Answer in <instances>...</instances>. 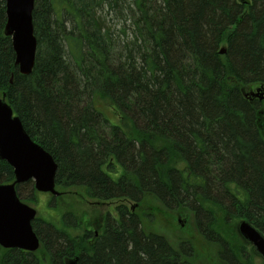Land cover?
Masks as SVG:
<instances>
[{"label":"trees","instance_id":"16d2710c","mask_svg":"<svg viewBox=\"0 0 264 264\" xmlns=\"http://www.w3.org/2000/svg\"><path fill=\"white\" fill-rule=\"evenodd\" d=\"M34 3L26 75L0 0L1 95L53 155L58 189L118 204L97 233L74 209L61 225L38 217L42 250L0 247V264H198L192 241L174 245L137 212L146 195L158 213L188 210L220 264H256L225 231L244 219L264 232V0ZM13 180L0 159V181Z\"/></svg>","mask_w":264,"mask_h":264},{"label":"water","instance_id":"95a60500","mask_svg":"<svg viewBox=\"0 0 264 264\" xmlns=\"http://www.w3.org/2000/svg\"><path fill=\"white\" fill-rule=\"evenodd\" d=\"M5 1L8 16L5 33L13 40L19 71L28 75L35 65L38 45L33 26L35 0ZM220 53L226 54V49ZM14 114L4 96H0V159L13 167L15 174L13 183H0V245L35 252L39 250L40 237L32 223L38 213L20 199L17 185L33 180L36 190L60 195L55 177L58 165L52 154L32 140L20 118ZM239 227L244 239L250 241L264 259V234L249 221H241Z\"/></svg>","mask_w":264,"mask_h":264},{"label":"rangeland","instance_id":"374dc122","mask_svg":"<svg viewBox=\"0 0 264 264\" xmlns=\"http://www.w3.org/2000/svg\"><path fill=\"white\" fill-rule=\"evenodd\" d=\"M246 1V0H245ZM251 1V0H247ZM249 91V89H247ZM1 96V92H0ZM29 186H26L21 199L24 202H28L30 205L37 209L39 217L53 222L56 225H61V219L65 211L74 209L77 217L84 223L83 227H90L94 232L100 230L104 224L102 222L103 216L110 210L115 211L114 208L118 204V200H109L107 203H100L94 201L87 197L84 188L71 187L68 192L60 195L59 197H54L55 203L51 202L53 196L51 193H41L37 192V198L33 201L30 197L27 198L29 192L31 191ZM146 198L136 209L139 213L149 212L152 216L157 219L154 221L159 233L165 236L174 245H178L183 240H189L193 242L195 251V261L198 264H220L217 248L215 244H209V242L200 240L197 238V230L192 224L194 219L192 218L188 210L179 208L176 211L166 210V212L159 211L155 207H163L159 200L150 195H146ZM130 207L132 203H127ZM162 212V213H160ZM160 214V217L156 215ZM242 219L231 222L230 226L227 227L225 234L226 237L231 241L234 247L237 244H243L246 250H249L251 256L253 257L256 264H264L262 257H260L251 243H247L246 239L243 238L240 232V223ZM99 227H101L99 229ZM224 232V231H223ZM190 239H189V238ZM238 248V247H237ZM42 250V248H41ZM40 255H45L42 252Z\"/></svg>","mask_w":264,"mask_h":264},{"label":"flooded vegetation","instance_id":"af4514ba","mask_svg":"<svg viewBox=\"0 0 264 264\" xmlns=\"http://www.w3.org/2000/svg\"><path fill=\"white\" fill-rule=\"evenodd\" d=\"M23 184H25V183H23ZM23 184H20V185H23ZM19 187V186H18ZM57 197H59V196H57Z\"/></svg>","mask_w":264,"mask_h":264}]
</instances>
